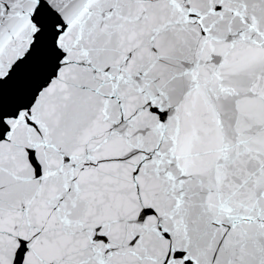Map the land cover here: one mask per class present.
Here are the masks:
<instances>
[{
  "label": "snow or ice",
  "instance_id": "obj_1",
  "mask_svg": "<svg viewBox=\"0 0 264 264\" xmlns=\"http://www.w3.org/2000/svg\"><path fill=\"white\" fill-rule=\"evenodd\" d=\"M0 264H264V0H0Z\"/></svg>",
  "mask_w": 264,
  "mask_h": 264
}]
</instances>
